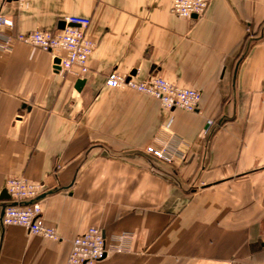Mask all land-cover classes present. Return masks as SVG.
Instances as JSON below:
<instances>
[{"label": "crops", "instance_id": "obj_1", "mask_svg": "<svg viewBox=\"0 0 264 264\" xmlns=\"http://www.w3.org/2000/svg\"><path fill=\"white\" fill-rule=\"evenodd\" d=\"M208 3L185 19L171 0H0L14 35L77 16L95 43L84 78L35 47L0 49V196L16 177L44 184L59 234L4 226L0 200V264H64L90 227L132 237L97 264H264V0ZM113 71L198 90L199 108L111 88Z\"/></svg>", "mask_w": 264, "mask_h": 264}, {"label": "built area", "instance_id": "obj_2", "mask_svg": "<svg viewBox=\"0 0 264 264\" xmlns=\"http://www.w3.org/2000/svg\"><path fill=\"white\" fill-rule=\"evenodd\" d=\"M17 1L21 6L27 4V0ZM208 7V0H171L170 9L175 16L192 19L204 16ZM90 25L89 18L72 16L66 18L65 27L56 32L37 30L14 35L11 33L14 20L0 13V49L9 50L15 42L35 47L50 53L54 60H60L58 72L68 73L77 69V75L84 78L89 72V60L95 49L94 41L88 36ZM107 85L145 94L156 99L168 111L195 113L202 99L198 90L178 86L159 76L138 80L130 74L113 71L107 76ZM147 153L166 162H171L176 156V150L170 147H149ZM6 190L10 201L1 216L4 226L22 227L32 235L52 241L59 239L57 230L42 217L41 198L46 193L44 184L16 177L8 182ZM131 238L127 233L106 236L101 228L90 227L73 240L64 264H97L110 253L126 251L127 241Z\"/></svg>", "mask_w": 264, "mask_h": 264}, {"label": "water", "instance_id": "obj_3", "mask_svg": "<svg viewBox=\"0 0 264 264\" xmlns=\"http://www.w3.org/2000/svg\"><path fill=\"white\" fill-rule=\"evenodd\" d=\"M64 27H65V22H62V23H61V26H60V29H63ZM54 63L56 64V70L59 71V66H58V65H59V63H60V60H59V59H56V60L54 61ZM133 75H134V74H133ZM85 83H86L85 80H79V81L77 82V84H76V89H77L78 91H81L82 88L84 87ZM0 200H1L2 202H4V206H3V212H4L5 207L8 205V201H10V196H9V194L7 193V190H6V189L2 192V194H1V196H0ZM3 212H2V214H3Z\"/></svg>", "mask_w": 264, "mask_h": 264}]
</instances>
